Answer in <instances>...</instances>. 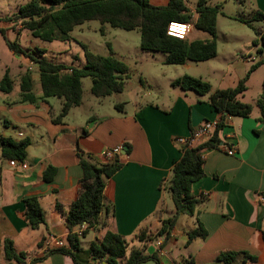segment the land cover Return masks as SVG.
Listing matches in <instances>:
<instances>
[{"label":"crops","instance_id":"1","mask_svg":"<svg viewBox=\"0 0 264 264\" xmlns=\"http://www.w3.org/2000/svg\"><path fill=\"white\" fill-rule=\"evenodd\" d=\"M169 1L149 0L156 7H165ZM208 1L212 6L214 3L215 6L235 3L242 9L250 3L252 17L258 11L264 14V0ZM184 2L193 11L195 21L197 3L192 7L187 0ZM241 20L245 21H237L245 24ZM194 21L186 41L210 40L211 37L203 32L192 36L196 30ZM259 23L258 37L261 39L264 23ZM260 49L258 45V52ZM11 53L23 62L29 60ZM250 56H242L231 63L223 73L221 84L212 92L236 87L249 72L252 62L262 60L264 53L259 58ZM188 63L181 66L189 69ZM232 67L237 68L235 74ZM263 67L252 73L249 84L258 71L264 76ZM27 68L33 71L31 66ZM6 71L0 68V83ZM25 72L20 71L14 78L19 84L16 99L9 98L12 92L6 94L0 90V138L29 139L31 142L27 158L16 167L2 158L0 149V264H5L2 243L6 238L12 240L17 253L27 255L28 264L35 259H39L35 264H74L70 257L51 252L55 250L52 242L66 240L69 234L65 218L56 207L61 205L68 211L78 197L83 177L78 159L80 152L98 164L105 163L106 152L118 146L126 147L128 152L123 155V168L105 187V204L113 217L109 219L103 215L105 225L92 231L94 239L90 243L101 240L111 231L130 242V252L141 246L134 239L141 232L156 236L162 228V220L175 212L168 186L172 170L182 154L174 139L188 138L205 122L220 119L209 104V96L195 93L192 97L174 87L172 83L180 77L169 79L172 94L164 96L158 89L157 101L151 100V87L149 91H141L137 98L132 97L127 83L125 91L117 96L126 97V101L117 104L123 105L120 111L116 105L115 109H105V99L98 98L92 114H79L84 107L83 100V104L72 109L63 124L58 125L53 123V118L60 114L63 102L57 98L42 101L41 84L39 88L34 86L33 74V92L38 103H17L21 98L20 79ZM162 72L164 75V70ZM228 79L230 85H227ZM140 83L144 85L142 80ZM208 83L213 88L212 82L208 80ZM259 118L260 110L256 113L253 109L250 118L225 119L226 127L221 134L225 146L204 153L205 177L192 186L193 195L203 199L195 216L182 215L167 241L158 238L147 244L146 253L157 254L160 264H222L217 258L224 252L247 253L257 258L256 263L248 264H264V201L259 195L264 191V124L259 123ZM49 167L56 169L51 183L43 178ZM29 198H36L45 213V224L38 229L30 228L23 217L24 200ZM197 223L204 226L208 237L196 239L187 246L188 234L196 229ZM90 243L87 247L82 243V247L88 249Z\"/></svg>","mask_w":264,"mask_h":264},{"label":"trees","instance_id":"2","mask_svg":"<svg viewBox=\"0 0 264 264\" xmlns=\"http://www.w3.org/2000/svg\"><path fill=\"white\" fill-rule=\"evenodd\" d=\"M222 7V5L212 6L208 0H198L195 10L198 18L194 21L193 11L184 0H170L165 7L153 6L149 0H32L22 6L17 14L6 20L14 24L20 23L22 28L29 31L33 37L45 42L69 41L75 28L90 21H98L102 26L109 25L126 32L139 31L142 51L165 54L166 65L181 66L188 62L210 61L218 56L217 17ZM193 21L195 29L207 33L211 37L210 40L190 43L167 35V28L171 22L192 23ZM252 21L264 23V14L259 11L254 13ZM243 22L252 26L251 23ZM104 29L102 27V34ZM256 33L258 35L257 31ZM261 41L264 46V36ZM7 45L14 54H23L37 65L43 92L41 100L46 101L50 98L62 100L61 112L53 118L54 124H63L71 110L83 104L85 78L92 80L91 94L94 97L107 98L123 93L130 77L129 68L115 58L111 49L109 57H102L91 53L85 45H82L86 64L83 68H76L54 63L45 58L36 59L31 53L23 52L15 43L8 42ZM254 46H258L257 40ZM263 53L264 48H261L259 54ZM262 65L264 58L254 63L236 87L230 89L212 92V86L208 82L188 75L172 83L174 87H179L184 92H194L201 97L209 96V104L219 114L220 119L209 140L193 147L176 144L182 156L172 170L168 186L175 212L169 218L162 220V228L156 236H148L146 232H141L134 238L141 246L129 252L130 242L125 237L107 231L101 240L90 243L88 249L82 247V240L90 232L105 225L103 215L106 214L109 219L113 217V212L105 204L104 192L107 181L123 168L124 156H116L110 161L98 164L80 152L78 159L83 177L79 182L78 197L68 211L63 210L61 205L56 207L65 218L69 234L64 247L51 253L68 256L74 264H93L103 261L106 264H144L149 261L160 264L157 254L146 253L147 244L158 238L167 241L182 215L195 216L203 199L193 195L192 186L205 177L203 155L207 151L220 150L225 146L221 134L226 127L227 117L244 119L250 118L253 114V105L240 101V97L248 91L247 83L252 73ZM13 84L14 81L7 70L0 83V90L10 94ZM20 94L21 98L17 103L37 104L39 101L33 92L32 73L29 71H26L20 79ZM257 107L260 110L258 121L264 124V81ZM122 108L123 105H116L117 110L120 111ZM30 145L29 139L15 141L12 138H0L1 156L8 161L24 163ZM55 175L56 169L49 167L43 178L51 183ZM259 195L264 201V191ZM24 205L23 217L30 228L38 229L45 224L44 210L36 198L25 199ZM84 224L87 225V229L79 235ZM207 237V230L201 223H197L196 229L188 234L187 246L196 239L205 240ZM262 239L264 242V231ZM2 244L5 264H28L27 255L17 253L12 240L6 238ZM38 261L39 259H35L29 264ZM217 262L248 264L256 263L257 258L247 253L224 252L218 256Z\"/></svg>","mask_w":264,"mask_h":264},{"label":"rangeland","instance_id":"3","mask_svg":"<svg viewBox=\"0 0 264 264\" xmlns=\"http://www.w3.org/2000/svg\"><path fill=\"white\" fill-rule=\"evenodd\" d=\"M31 1L0 0V68L2 71L8 70L13 81L20 71L31 72L35 77L34 86L36 88L40 87L37 65L30 59L27 62H23L22 59L12 55L7 45L8 42L17 44L23 52L31 53L36 59L45 58L54 63L74 66L76 68H83L86 64L82 45H85L91 53L102 57H109L111 49L115 58L129 68L128 93L132 97L137 98L141 91H149L148 89L151 87L152 101H157L158 89L162 90L164 96L172 94V87L169 82V79L172 77L181 78L188 75L194 78H201L206 82L209 80L213 85L212 90H215L222 82L223 73L227 71V67L231 63H234L235 60H240L242 56H248V54H251V58H259L258 46H254L256 40L260 48H264L261 39H259L256 33V31H259L261 24L252 21L250 3H247L243 9L238 8V5L235 3L223 4L221 13L217 17V58L200 63L190 62L188 63L190 68L187 69L182 66L164 65L165 54L142 51L140 48L141 34L139 31L126 32L121 29L112 28L109 25L102 26L98 21L86 22L75 28L71 33V39L66 42H45L37 39L29 31L24 30L20 23L14 24L6 20L17 14L22 6ZM187 1L194 7L198 0ZM213 6H215V3ZM240 19L251 23L252 26L250 27L247 24L238 22L237 20ZM102 27L105 28L104 34L101 32ZM196 34L202 35L201 32L194 30L192 36ZM249 50H251L250 53H248ZM37 51L44 53L38 54ZM22 56L24 55L22 54ZM249 64L251 63L249 62ZM20 66H23L22 69ZM29 66H31L33 71L27 70ZM162 66L166 67L163 69ZM232 68V72L235 74L237 68ZM162 70H164V75ZM141 80L144 85L140 83ZM263 80L262 71L255 73L251 78L250 84L247 83L248 91L244 94L245 99L243 97L240 98V101L252 104L256 113L259 112L257 100L262 91ZM229 81L228 79L227 85H230ZM18 85V82L14 81L12 93L9 95V98L12 100L18 97ZM91 87L92 80L85 78L83 80L84 107L78 111L79 114L84 112L92 114L93 108L97 104L98 98L91 94ZM188 94L192 97L196 96L194 92H188ZM117 96L120 95L114 94L111 97L104 98L105 109H115V105L126 101V97ZM122 98L125 100H122ZM93 239L94 233L90 232V236L83 239L82 243L87 247Z\"/></svg>","mask_w":264,"mask_h":264},{"label":"built area","instance_id":"4","mask_svg":"<svg viewBox=\"0 0 264 264\" xmlns=\"http://www.w3.org/2000/svg\"><path fill=\"white\" fill-rule=\"evenodd\" d=\"M192 28L193 26L191 25V23L171 22L167 28V35L173 38H177L179 40L186 41ZM218 122L219 121H207L200 128L193 131L190 137L188 138L177 137L174 139V142L175 144L183 145V146L188 145L189 147H193L200 143H203L210 139L212 133L217 128ZM123 149H124L123 146H118L106 152L104 157L107 161H110L116 156H123L122 155ZM228 152L232 153L231 150H228ZM19 163L20 162L18 161H10V165L12 167H16ZM86 229H87V225L84 224L79 231V235H81L82 232H84ZM52 245L53 248H55V250L61 249L65 245V240L55 239L52 242Z\"/></svg>","mask_w":264,"mask_h":264},{"label":"water","instance_id":"5","mask_svg":"<svg viewBox=\"0 0 264 264\" xmlns=\"http://www.w3.org/2000/svg\"><path fill=\"white\" fill-rule=\"evenodd\" d=\"M126 152H127V148L124 147L123 152H122V155H126Z\"/></svg>","mask_w":264,"mask_h":264}]
</instances>
